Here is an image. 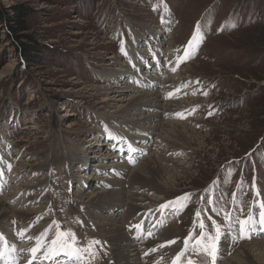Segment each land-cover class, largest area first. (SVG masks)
<instances>
[{
	"label": "rangeland",
	"instance_id": "rangeland-1",
	"mask_svg": "<svg viewBox=\"0 0 264 264\" xmlns=\"http://www.w3.org/2000/svg\"><path fill=\"white\" fill-rule=\"evenodd\" d=\"M2 5L28 10V36L42 53L39 62L22 61L0 27V198H9L11 209L36 214L19 219L13 213L0 219V226L23 225L33 233L30 237H38L50 227L55 232V221L61 230L75 233L81 247L99 241L94 228L83 234L76 231L82 223L94 225L93 219L82 216L94 193L87 182L101 189L108 177L104 167L112 169L109 173L120 164L136 169L155 154H166L161 164L168 172L163 178L176 184L168 192L161 189L163 200L155 206L143 204L146 208L133 219H143L138 225L145 233L161 223L155 234L159 239L160 233L175 231L176 237L169 240L175 243L163 248L172 251L167 260L162 257L164 263L172 264L190 233L199 236L197 211L213 234L211 220L225 233L228 229L223 214L217 215L221 209L233 218L257 212L264 202V0H2ZM169 19L175 22L173 30L156 38L155 32L164 31ZM197 25L203 42L191 59L178 64L177 56H183ZM136 37L143 40L134 44ZM155 46L163 47L166 55L155 56ZM138 75L155 82L160 100L172 105L170 111H160L161 119L185 124L181 136L169 135L172 129L165 136L157 130L141 131L160 121L148 117L156 113L149 107L137 116L125 113L133 97L154 88L139 84ZM133 120L138 122L131 124ZM111 136L126 138L122 143L129 139L146 152L133 163L132 153L125 151L127 147L118 152L120 144ZM66 153L90 162H66ZM186 193L192 194L186 207L167 210L162 221L165 210L159 206ZM114 208L98 213L99 223L118 214L123 220L124 209ZM151 212L153 222L145 225ZM1 233L0 250L13 243L15 253L21 254L16 263L23 262L28 242L18 238L15 243L12 234ZM225 236L216 264H225L242 248L257 256V262L245 264H264V249L259 253L255 248L264 235L236 243ZM146 239L143 235L136 243L144 245ZM112 250V244L99 243L95 256L87 259L90 264H115ZM188 257L194 264H211L206 255L191 250L182 258L184 264ZM65 259L58 258V264Z\"/></svg>",
	"mask_w": 264,
	"mask_h": 264
},
{
	"label": "bare ground",
	"instance_id": "bare-ground-1",
	"mask_svg": "<svg viewBox=\"0 0 264 264\" xmlns=\"http://www.w3.org/2000/svg\"><path fill=\"white\" fill-rule=\"evenodd\" d=\"M174 23L175 22L173 19L167 20L166 24H165L166 27H165L164 31L155 32L156 34H154V35H156V38H157V35H161V34L164 35L165 33L171 32V30H173V26H175ZM137 40L141 41V40H143V37L141 39L139 37H136L134 39V44L137 43ZM147 40H148V38H147ZM142 45H144V44H142ZM165 52L163 51V47H161V46H159V47L155 46V51H153L155 56H157V54H158V56H161V53L166 55ZM159 58H162V57H159ZM163 58H164V55H163ZM144 59L145 58H143V60ZM157 62L158 61L156 60L155 62H153L152 65L149 64L148 68L152 69L157 64ZM125 72L127 73V71H125ZM147 73L152 74V75L154 74L153 72H150V73L144 72L143 73V71L141 74L145 75ZM123 75H125V79H127V75L126 74H123ZM138 76H137V78L140 79L141 77L139 76L140 77L139 78ZM143 78L144 77L142 76V78L139 80V84H143L145 86L148 85L147 88H149L155 84V82L150 83L147 80L143 81L142 80ZM149 80L154 81L155 79H154V77H152ZM168 81L171 82L170 79ZM131 90H135V87L131 88L130 91ZM137 92H140V91H137ZM160 98H161V95L159 94V90L156 89V87H154V88H152V90H150L149 92L147 91L145 94H143L141 96L133 97L131 100L132 106L130 107L129 110H125V113L132 111L133 112L132 115L137 116L138 113L143 108L149 107L153 111H155L156 113L150 114L148 117L152 116L153 119L157 118V120L160 119V121L157 124L152 125L149 129L145 128L146 130L142 129L141 131H147V132L153 131V132H155L157 130V131L161 132L162 135L165 136L168 134V130L172 129V132L169 135H172V136H179L180 135L181 136V134H180L181 128L183 127L185 129L186 125L183 123L165 122L161 119L162 116L160 115V111L162 109H165V107H167V109H168L172 105L171 106H169L170 104L165 105L164 101L160 100ZM144 120L147 121V119H144ZM135 121L138 122V120H135ZM135 121L134 120L130 121V123L132 122L131 124H133V123H135ZM141 126H142V124H141ZM125 127H127L129 129V128H131V125L125 124ZM111 137L113 138L111 140H113V141L115 140L116 144H120L118 152H120L121 148L127 147L125 149V151H129V153H132L131 158H133V160H134L133 163L136 160H138L139 158H141V155L142 154L144 155V153L146 152V150L143 148V146L140 148L139 147L138 148L133 147V145L131 143H128L129 139H127V142L122 143L123 141L126 140V138L123 140L122 139L123 137H119V138L115 137V136H111ZM136 140H139V138L137 137ZM97 142H98L97 146H101L100 145L101 141H97ZM139 144H138V146H139ZM146 148H147V144H146ZM135 151H138V154H135ZM143 155H142V157H143ZM165 156H166V154H161V155L155 154L154 156H152V158L145 159L143 161V163L140 165V167L136 168V169L132 168L130 166L128 167L127 165L121 166V164H120V165H117L120 168L117 169V167H116L113 169L112 173H109L110 170H112V169H107L106 167H104L105 173L107 174L108 177H107V179L102 181V183H104V187L101 189H98L96 187L95 183L87 182L89 190L91 189V191L94 193L92 194V196L90 198V202L88 204V207L86 206V209H87L86 213L83 214L82 216H83V218H85V217L89 218L90 217L91 220L93 219L92 223L94 225L93 226L88 225V227H87V225H83V223H82V225L78 226L76 231L78 233L83 234V233L88 232V230H90V228H94L95 230H93V229L92 230L95 231L96 233L98 232V236H99L98 240H99L100 244H104L105 242H107V243H110L113 245L114 250H112V255H113L112 260H114L116 262L115 264H157V262H159V264H166V262H169V261H166L164 263V260L165 259L167 260L166 255H168L172 251L169 250V247H166V249H163L164 247H161V245H165V244H167V242L169 240H171V238L172 239L175 238L176 237L174 234L175 231L171 230L172 232H174L171 234H168L167 231H165V233H167V234H164V235L160 233L161 239H159L158 237H156L155 234L159 231V228L161 227V223L158 224L159 223L158 222L155 226L152 225L153 231L150 230L151 232L145 233L143 231L141 232V230H140V227H141L140 222L143 219L141 220V219H138L137 217L133 219V217L136 213L141 211V209L146 208V206L142 207L143 204H146V205L150 204V206H155L163 200L162 199L163 196H160V194H161L160 190L161 189L166 190L168 192V188H170V186L172 187L173 185L176 184V182H174L173 180H169V179L166 180L165 178H163V174L168 172V168L166 166H163V164H161L162 162L164 163L166 161V159H164ZM65 158L67 159L66 162L70 163L72 161H77V162H79V164L80 163L85 164V166H86V164H88L90 162V161L86 160L87 158H82L81 160H79V159H76L75 156L73 157L72 154L67 155V153H66ZM167 163H170V162L168 161ZM108 168H111V167H108ZM155 168H156V172H155L156 174H153ZM169 173H170V170H169ZM170 174H173V173H170ZM105 183L108 186H105ZM126 185L127 186L129 185V187L127 189L125 188ZM109 186H112V188H109ZM147 186L148 187L149 186H156V188L153 187L150 190H145V189H148V188H145ZM85 188H87V187H85ZM150 192H154V195L152 194L153 196H150ZM7 200L4 198H0V219L9 217L13 213L16 215L19 214L18 215L19 219H25V218H28L30 216L36 215L34 212H28V211L23 212L21 210L18 211L15 208L11 209L9 207V205H7ZM110 206H111V208L117 207L119 210L124 209L125 213H122L124 215V216H122L123 220H122V218L120 219L121 215L118 214L116 217L111 215L110 219H107L108 221L106 220L103 223H101V222L99 223L98 213L103 212L105 209L109 208ZM150 206H148V207L152 208ZM149 208H147V210ZM93 210L95 213L92 212ZM125 210H127V211H125ZM35 212L37 213V211H35ZM171 212H175V211L171 210ZM160 213L161 212H159V214ZM166 213H168L167 210H165V212L162 214L163 215L162 221L165 220V218H166L165 214ZM124 217H125V219H124ZM151 218H152V212H151V215L149 217H146V220H145L146 222L145 223L143 222V223L146 225L147 223H149L150 220H152V222H153V219H151ZM120 220H122L121 223H119ZM139 223H140V225H139L140 227L137 228L136 226ZM154 223H155V221H154ZM11 224L12 223H9V222L6 223L5 222L4 225L0 226V232L6 233V234L7 233L12 234L15 243L18 242V238L20 240H24V241L28 242L27 248H25L26 250L23 251L24 252L23 254H25V256H23L22 259L24 261L19 263V264H28V261L31 259V253L28 252L27 250L30 249L31 247L35 246L36 240L35 239H28V237L33 236V233L30 232L27 227H25L23 225H16V229H15V226L13 225V228H12ZM22 230H27L25 232V238L24 239H21L19 236L15 235V231L20 232ZM34 235H36L35 232H34ZM143 235H144V238L145 237L147 238L146 243H144L145 246L142 244L144 247L142 245H139L136 243V241L139 240L140 237L142 238ZM154 235H155V238L153 239L152 237ZM169 235H171V237H169ZM261 235H264V233H262ZM49 236L51 237V234H49ZM35 237H37V236H35ZM104 238L106 239V241ZM130 238L135 239V241H132V242L129 241ZM225 240L228 241L229 238L227 236H225ZM11 246H14L13 243L11 245H8L7 247H11ZM256 247H257V252H259V250L264 249V242L259 244V245L257 244V246H255V248ZM153 249H156V251H152ZM254 252H256V251H254ZM146 253H148V255H146ZM20 255L21 254H16L15 252H11V256L8 258V260L10 259L12 264H18V263H16V261L18 260ZM233 255H235V254H233ZM162 257H164L165 259H163ZM58 258H60V257H57V261H58ZM248 262H250V263L257 262V256L255 258V255L253 254L252 249L242 248L241 250H239L237 252V254L233 258L228 259V261L225 264H245ZM44 264H51V262L45 261ZM63 264H74V262H70L66 258L64 260Z\"/></svg>",
	"mask_w": 264,
	"mask_h": 264
},
{
	"label": "snow or ice",
	"instance_id": "snow-or-ice-1",
	"mask_svg": "<svg viewBox=\"0 0 264 264\" xmlns=\"http://www.w3.org/2000/svg\"><path fill=\"white\" fill-rule=\"evenodd\" d=\"M203 35L200 32L199 25L195 29L193 36L189 40L188 45L184 49L183 56H177L178 64L184 62L185 60L191 59L193 52L197 47L203 42ZM179 51V50H178ZM175 71V69H173ZM198 83V82H197ZM207 95V93H204ZM172 94L169 93V97ZM177 116L181 114L177 113ZM131 150V149H130ZM191 193H186L181 197H178L175 201H168L160 205V210H173L179 211L186 207L187 203L190 202ZM257 195H259V190L257 189ZM179 205V208H177ZM258 212L249 213L244 218H233L231 213L223 212L221 209L217 212V215L223 214L224 219L228 222V229L225 233L223 227L216 221L211 220L212 226L214 228V234L207 231L203 220L201 219L200 212H196L197 220H200L198 228L202 231L199 233L198 237L194 238V234L190 233L188 237L184 240V247L180 251L175 259L172 261V264H184L182 258L186 256V253L191 250L194 253H200L206 255L211 264H216L219 253V245L222 237L225 235L229 238L230 243H236L240 240H251L254 237L259 238L262 233H264V202L259 203ZM213 211H216L213 209ZM242 211V209H241ZM211 219V218H210ZM233 222L236 227L234 229ZM15 223V222H13ZM55 225L56 231L52 232L51 227L42 232L38 237H28V239H35L36 243L34 247H31L27 251L31 253V259L28 261V264H44L45 261L51 262V264H58L57 257H65L70 262L74 264H90V261L87 259L88 255L95 256L94 247L99 244V241H91L87 246L81 247L80 241L72 231L61 230L60 224L58 222H53ZM137 228L140 226L137 225ZM27 230H22L18 233V236L21 239L25 238V232ZM51 233V237L49 234ZM3 235L0 234V241H3ZM194 239V243H190ZM175 241H168L167 244H173ZM161 245V247L167 246ZM14 247H5L0 250V260H5L7 253L15 252ZM152 251H156L153 249ZM148 255V253H146ZM7 264V262H5ZM159 264V262H157ZM186 264H194V261L188 257L186 259Z\"/></svg>",
	"mask_w": 264,
	"mask_h": 264
},
{
	"label": "trees",
	"instance_id": "trees-1",
	"mask_svg": "<svg viewBox=\"0 0 264 264\" xmlns=\"http://www.w3.org/2000/svg\"><path fill=\"white\" fill-rule=\"evenodd\" d=\"M30 13L22 6L5 8L0 0V27L5 32L8 42L15 46L21 60L27 63L39 62L42 48L33 37L28 36Z\"/></svg>",
	"mask_w": 264,
	"mask_h": 264
}]
</instances>
